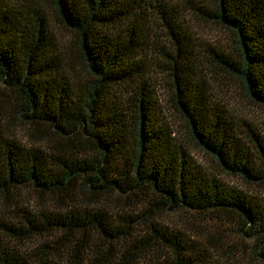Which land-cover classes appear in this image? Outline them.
<instances>
[{
    "label": "trees",
    "instance_id": "16d2710c",
    "mask_svg": "<svg viewBox=\"0 0 264 264\" xmlns=\"http://www.w3.org/2000/svg\"><path fill=\"white\" fill-rule=\"evenodd\" d=\"M184 1L203 23L231 31L234 52L204 49L264 108V0ZM48 2L72 38L64 47L46 20ZM147 47L194 144L264 190V141L245 121L240 132L209 96L175 3L0 0V264H223L210 236L194 241L158 223L178 210L228 224L264 263V194L222 183L159 122ZM13 123L28 125L30 145L13 137Z\"/></svg>",
    "mask_w": 264,
    "mask_h": 264
},
{
    "label": "rangeland",
    "instance_id": "374dc122",
    "mask_svg": "<svg viewBox=\"0 0 264 264\" xmlns=\"http://www.w3.org/2000/svg\"><path fill=\"white\" fill-rule=\"evenodd\" d=\"M48 1V0H47ZM167 3H175L182 16L186 28L191 35V38L197 48L196 58L202 62L201 73L206 80L208 94L215 104L222 105L230 116L233 117L238 124L240 132L243 130L241 122L245 121L253 127L259 138L264 141V108L253 104L247 97L245 90L240 83L223 73L212 62V58L204 49L205 45L210 46L215 50L222 52H234L236 50L235 43L232 38L231 31H228L216 24L203 23L196 15L187 10V4L184 0H164ZM209 6H212L215 0H204ZM50 4L44 3V11L46 13V20L52 31L55 43L58 46L64 47V44L71 41L69 32L62 27L57 17L54 15ZM162 33H164L162 31ZM152 47H147L145 56L142 58L145 65V73L148 72L149 87L153 92V98L158 102L157 114L158 120L161 124H165L168 130L171 131V136L174 139L181 140L186 144L190 152V156L194 159L196 164H199L202 169L214 174L222 183L235 190L246 193L247 195L261 196L264 190L261 186L249 185L240 177L231 175L221 171L216 164V160L209 154L204 153L199 149L190 138L186 124L180 116L176 113L172 103L171 81L159 74L158 57L156 51ZM196 64L198 61L194 60ZM164 63V62H163ZM78 65V64H77ZM200 67L197 65V69ZM78 76L84 77L83 70L78 69ZM182 72V71H181ZM198 72V71H197ZM187 74L182 73V80L180 82L181 89L186 86ZM152 97V96H151ZM123 99L119 96V99ZM124 101V100H123ZM125 102V101H124ZM126 101L124 104H128ZM131 110L133 107L128 105ZM240 125V127H239ZM13 137L23 145H30L31 130L28 125L24 123H13L12 126ZM243 141L247 138L241 137ZM252 155L257 156L254 150ZM258 160H260L258 158ZM256 159V161H258ZM259 165V161H258ZM28 208L35 210L40 206L41 202L35 194L27 193L25 190L21 192ZM204 215L191 216L182 210L167 212L158 217V223L161 226L167 227L169 230L182 231L194 241H203L206 243L207 239L212 238L216 241L218 248L212 250L210 254L214 261H221L223 264H264L256 259L251 251L252 242L246 237L234 234L228 228V224L208 223L202 217ZM154 261V260H153Z\"/></svg>",
    "mask_w": 264,
    "mask_h": 264
}]
</instances>
